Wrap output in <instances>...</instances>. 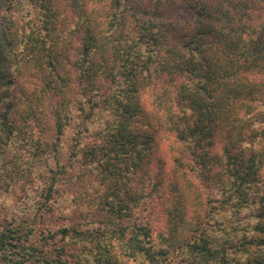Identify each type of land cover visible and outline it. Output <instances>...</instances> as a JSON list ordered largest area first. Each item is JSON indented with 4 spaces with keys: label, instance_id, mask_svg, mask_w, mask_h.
Listing matches in <instances>:
<instances>
[{
    "label": "trees",
    "instance_id": "trees-1",
    "mask_svg": "<svg viewBox=\"0 0 264 264\" xmlns=\"http://www.w3.org/2000/svg\"><path fill=\"white\" fill-rule=\"evenodd\" d=\"M0 264H264V0H0Z\"/></svg>",
    "mask_w": 264,
    "mask_h": 264
}]
</instances>
